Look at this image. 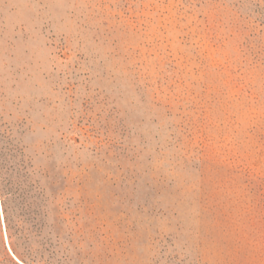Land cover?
<instances>
[{
    "label": "rangeland",
    "instance_id": "rangeland-1",
    "mask_svg": "<svg viewBox=\"0 0 264 264\" xmlns=\"http://www.w3.org/2000/svg\"><path fill=\"white\" fill-rule=\"evenodd\" d=\"M0 132V264H264V0H0Z\"/></svg>",
    "mask_w": 264,
    "mask_h": 264
},
{
    "label": "trees",
    "instance_id": "trees-1",
    "mask_svg": "<svg viewBox=\"0 0 264 264\" xmlns=\"http://www.w3.org/2000/svg\"><path fill=\"white\" fill-rule=\"evenodd\" d=\"M5 135L0 132V191L2 195V204L5 214V221L7 228L10 229V215L8 212L7 202L13 204L17 213L24 214L28 203L25 201L26 195L30 194L34 200L43 196V187L40 186L38 179L30 180L26 166L20 157V149L15 147H8L6 143H9V138L4 141ZM40 176L46 177V172L41 171ZM33 200L32 214L37 215L38 211L46 209L44 204H39ZM45 206V207H44ZM64 211L58 212V222L64 223ZM23 259L22 255H19Z\"/></svg>",
    "mask_w": 264,
    "mask_h": 264
},
{
    "label": "water",
    "instance_id": "water-1",
    "mask_svg": "<svg viewBox=\"0 0 264 264\" xmlns=\"http://www.w3.org/2000/svg\"><path fill=\"white\" fill-rule=\"evenodd\" d=\"M0 215H1V214H0ZM1 217H2V219H4V218H3V215H2ZM8 249H9V248H8ZM10 253H12V252L10 251ZM16 260H17L19 263H21V264H25V263H23L22 261H20V260L17 259V258H16Z\"/></svg>",
    "mask_w": 264,
    "mask_h": 264
}]
</instances>
